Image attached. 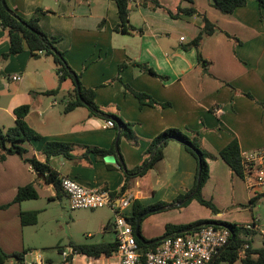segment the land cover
<instances>
[{
    "label": "crops",
    "instance_id": "0c3cea01",
    "mask_svg": "<svg viewBox=\"0 0 264 264\" xmlns=\"http://www.w3.org/2000/svg\"><path fill=\"white\" fill-rule=\"evenodd\" d=\"M5 1L26 19L38 17L41 30L56 40V47L79 75L81 85L94 89L95 103L112 115L107 119L116 116L129 123L135 136L130 140L121 135L120 124L118 129L104 127L106 118L90 116L86 106L64 112L74 81L68 76L60 80L52 57L32 56L25 42L20 53L5 57L9 41L0 24V127L13 126V110L29 105L25 121L41 139L22 143L26 157L46 161L42 152L45 141L69 143L75 158L51 156L47 160L50 167L60 177L117 195L126 170L147 159L156 135L168 128L189 136L197 133L201 148L212 155L206 157L208 178L201 195L218 211L196 200L184 206V202L176 204L179 195L195 188L199 165L179 141L169 140L163 157L124 191L144 207L165 203L157 207L164 209L142 217L139 234L151 241L169 236L165 235L166 225L225 221L251 225L253 228L242 232L241 237L251 249L263 247L264 193L250 195L241 176L219 156L232 140L237 141L240 152L264 147V9L256 0H247L231 14L221 13L211 0H157L159 7L151 1H130L126 32L117 28L120 19L115 0ZM178 7H193L197 13L170 15ZM201 15L217 27L200 46L205 65L198 61L196 49L189 47L202 25ZM121 64L124 66L119 71ZM13 74H20L21 79L12 80ZM55 89L57 92L48 93ZM132 91L149 94L156 102L168 105L140 107ZM217 108L222 112L216 113ZM116 141L115 154L100 157L88 151V147L115 149ZM31 182L38 197L45 192L49 199L55 197L53 186L38 178L20 156L10 154L0 160V248L7 254L26 251L22 243L27 226L21 225L19 213L36 209L24 208L31 200L11 202L17 188ZM104 208L92 218L93 233L101 240L82 244L116 241L112 212L107 207L99 209ZM126 212L131 216L132 206ZM93 233L86 230L87 237H93ZM82 244L68 245L76 255L64 264H117L116 254L95 257L79 252L75 245ZM241 258L221 264H243ZM43 260L53 264L50 259Z\"/></svg>",
    "mask_w": 264,
    "mask_h": 264
},
{
    "label": "trees",
    "instance_id": "16d2710c",
    "mask_svg": "<svg viewBox=\"0 0 264 264\" xmlns=\"http://www.w3.org/2000/svg\"><path fill=\"white\" fill-rule=\"evenodd\" d=\"M151 1L154 6H160L157 0H140L139 4H146ZM186 2H192V0H184ZM212 5L223 14H231L238 7L246 4L247 0H211ZM258 5L264 9V0H256ZM118 8V14L120 23L117 28L121 31H127L128 22V4L129 0H115ZM14 12V11H13ZM196 9L193 7L182 8L178 7L175 14L170 13L172 16H178L179 14H195ZM202 17V25L196 37L189 44V47H193L197 52V59L202 65H205V61L202 59L200 53V46L204 37L211 35L217 30L215 24L210 22L204 15ZM0 24L6 29L7 37L9 41V50L4 56H9L11 54H18L23 50V43L25 42L31 55L36 57L39 55V51L42 54L51 56L54 64L56 65V71L59 73L60 80L64 79L66 76L70 77L74 81V76L78 79V84L80 87V93L78 94L76 90V85H74L73 91L68 97V101L64 106V112H69L78 106H86L89 110L90 116H97L100 118H106V120H112L114 127L118 129V124H120L119 132L121 135L127 139H134V133L132 126L129 123L123 122L119 117L113 116V119H107L108 116H112L105 111H103L100 106H98L94 101V89L85 88L81 85L79 80V75H77L67 64L64 53L59 51L56 47V40L50 38L44 33L39 26V19L37 16H32L30 18H24L14 12V15L9 13L3 6L0 0ZM230 36V35H228ZM235 39L234 37L230 36ZM236 40V39H235ZM55 49L58 53H54ZM143 66L144 65H140ZM124 66V64L119 65V71ZM151 74H155L150 68H146ZM75 83V82H74ZM57 90L49 91V94L55 93ZM134 96L138 99L139 106H167L168 103H158L149 94L142 92L132 91ZM15 122L14 125L9 128L0 127V160H4L7 155L16 154L20 156L26 163H29L36 174H43L45 179L43 182L45 184H51L55 190V197H60L65 194L61 188V179L59 174L50 167L47 160L51 156L60 155L66 159H74L75 156L71 153V145L69 143L58 142V141H45L42 147V152L46 157V161H40L35 156L26 157V148L22 145L25 141L40 140L41 136L34 131L25 121V116L29 112V105L24 104L16 107L14 110ZM169 140L179 141L184 148L192 154L198 161L200 165L199 176L197 174L196 181L199 179V186L196 192L187 200L184 201L182 206L186 205L191 200H196L201 205L210 208L213 212H217L218 209L215 205L202 197L201 187L208 178V164L206 162V157H211L212 155L204 151L199 143V138L197 133H192L190 136L183 133L176 128H168L156 135L148 147V157L139 166L131 170H126L125 172V182L121 187L118 194L124 193V191L132 186V183L136 177L142 176L148 169H150L157 161L163 157V148ZM88 151L95 153L97 156L104 157L110 154H115L116 150L114 148L110 150H104L96 147H88ZM219 156L228 164L230 169L241 176V159H240V149L236 140L230 141L226 146H224L220 152ZM194 188L190 191L179 195L176 200L185 199ZM114 195V194H113ZM38 198V193L34 187V184L28 183L17 188L15 196L11 203H19L24 200H33ZM10 203V204H11ZM165 203H160L157 205L144 207L140 204L138 200H134L132 204V215L128 218L130 224L133 227L135 234V226L137 218L144 214L148 210L162 206ZM8 206V204L6 205ZM38 218V210H28L21 211L19 213V219L22 226L35 225ZM218 223L227 227L230 231V237L233 235V239L227 245V247L219 254V256L212 261V259L207 264H221V262H233L239 257L240 250L244 249L245 256L241 258L243 264H264V245L259 249H251L249 246L244 248L246 241L241 237V233H248L250 228L243 225H238L235 223H229L225 221H214V220H198L193 223L186 225H166L165 235L176 234L177 231L184 228H191L192 231L198 230L202 227L207 226L208 223ZM219 227V226H216ZM136 243L140 251L153 250L158 243H153L146 245L142 243L136 236ZM75 248L79 252L90 254L92 256L98 257L100 255L111 256L116 253L117 243H95V244H82L75 245ZM26 251L7 254L0 248V264H22L23 257Z\"/></svg>",
    "mask_w": 264,
    "mask_h": 264
},
{
    "label": "built area",
    "instance_id": "2783aa9c",
    "mask_svg": "<svg viewBox=\"0 0 264 264\" xmlns=\"http://www.w3.org/2000/svg\"><path fill=\"white\" fill-rule=\"evenodd\" d=\"M138 2L140 0H129ZM183 40V37H181ZM42 54V51H39ZM12 80H20V74H13ZM216 113L222 110L217 108ZM112 120H106L104 127H113ZM241 168L247 191L252 196L264 193V147L240 152ZM61 188L69 206L74 209H98L107 207L113 216V229L116 235L117 264H207L228 242L230 231L227 227L207 225L195 231L173 234L165 237L153 250L140 251L126 210L133 204L131 194L112 195L107 190L86 187L75 179L61 176ZM248 225L247 228H250ZM245 245L244 248H247ZM33 255L26 260V256ZM63 261L72 260L76 250L61 251ZM239 256L244 257V249ZM22 264H45L42 257L25 253Z\"/></svg>",
    "mask_w": 264,
    "mask_h": 264
},
{
    "label": "rangeland",
    "instance_id": "374dc122",
    "mask_svg": "<svg viewBox=\"0 0 264 264\" xmlns=\"http://www.w3.org/2000/svg\"><path fill=\"white\" fill-rule=\"evenodd\" d=\"M59 104H61L59 107H62V101H59ZM28 203L24 208L29 206L28 208L38 210V218L35 225L25 227L22 244L26 253L50 259L53 264H64L59 249L67 251L71 242L82 244L101 240L99 234L93 233L95 225L92 218L96 212L106 208L74 209L69 206L66 196L49 199L48 192L42 193ZM88 229L94 234L93 237L86 236ZM31 257L33 255H28L25 259L29 260Z\"/></svg>",
    "mask_w": 264,
    "mask_h": 264
},
{
    "label": "water",
    "instance_id": "95a60500",
    "mask_svg": "<svg viewBox=\"0 0 264 264\" xmlns=\"http://www.w3.org/2000/svg\"><path fill=\"white\" fill-rule=\"evenodd\" d=\"M1 3H2V6L11 14L14 15V12L7 6L6 4V1L5 0H1ZM53 52L54 53H58L55 49H53ZM74 82H75V85H76V90L78 92V94L80 93V87H79V84H78V79L76 78V76H74ZM119 125V124H118ZM117 149V141L115 142V150ZM119 163L121 164L122 166V162H121V159L119 158L118 159ZM199 172H200V165L198 167V176H199ZM37 177L38 178H41V179H45L44 175L43 174H37ZM198 186H199V179H197L196 181V185H195V188L193 190V192L187 197L190 198L195 192L196 190L198 189ZM184 202V200H180L178 202H176L177 205H181L182 203ZM170 206H173V205H170ZM165 207H160V208H156V209H153V210H150V211H147L146 213L148 212H151V211H155V210H158V209H164ZM144 216V214L140 215L137 220H136V226H135V236L144 244L146 245H150V244H153V243H158L160 241H162L163 239H165L166 236H162V237H159L157 239H154V240H151V241H145L141 235L139 234V226H140V221L142 219V217ZM206 225H214V226H221V227H225L224 225L222 224H218V223H215V222H212V223H208ZM192 229L191 228H185V229H181L177 232V234H180V233H186V232H190ZM233 239V235L229 238L228 242L226 243V245H224L212 258V261H214L218 256L219 254L227 247V245L230 243V241Z\"/></svg>",
    "mask_w": 264,
    "mask_h": 264
}]
</instances>
